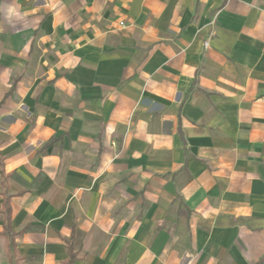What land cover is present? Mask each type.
Returning a JSON list of instances; mask_svg holds the SVG:
<instances>
[{
  "label": "crops",
  "instance_id": "crops-1",
  "mask_svg": "<svg viewBox=\"0 0 264 264\" xmlns=\"http://www.w3.org/2000/svg\"><path fill=\"white\" fill-rule=\"evenodd\" d=\"M68 241L264 264V0H0V264Z\"/></svg>",
  "mask_w": 264,
  "mask_h": 264
},
{
  "label": "trees",
  "instance_id": "trees-1",
  "mask_svg": "<svg viewBox=\"0 0 264 264\" xmlns=\"http://www.w3.org/2000/svg\"><path fill=\"white\" fill-rule=\"evenodd\" d=\"M9 196H6L5 198V216H6V229L5 234L7 235L8 239H10V246H14V238L18 234L11 230L10 228V217H11V207L9 204ZM68 248H69V258L67 260V264H73L74 260L78 257V255L73 251V246L71 241H68Z\"/></svg>",
  "mask_w": 264,
  "mask_h": 264
},
{
  "label": "clouds",
  "instance_id": "clouds-1",
  "mask_svg": "<svg viewBox=\"0 0 264 264\" xmlns=\"http://www.w3.org/2000/svg\"><path fill=\"white\" fill-rule=\"evenodd\" d=\"M14 15H18V13H16L14 9H10L9 16H14Z\"/></svg>",
  "mask_w": 264,
  "mask_h": 264
},
{
  "label": "built area",
  "instance_id": "built-area-1",
  "mask_svg": "<svg viewBox=\"0 0 264 264\" xmlns=\"http://www.w3.org/2000/svg\"><path fill=\"white\" fill-rule=\"evenodd\" d=\"M123 24V23H122ZM206 45H208V43H206Z\"/></svg>",
  "mask_w": 264,
  "mask_h": 264
}]
</instances>
